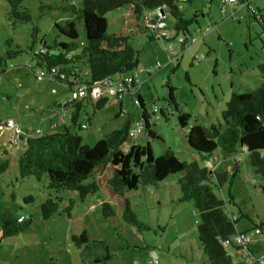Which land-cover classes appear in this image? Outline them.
Listing matches in <instances>:
<instances>
[{"label": "rangeland", "instance_id": "obj_1", "mask_svg": "<svg viewBox=\"0 0 264 264\" xmlns=\"http://www.w3.org/2000/svg\"><path fill=\"white\" fill-rule=\"evenodd\" d=\"M224 1L178 0L185 19L195 15L197 18L188 28L195 42L189 37L183 47L172 29L174 20L170 15L167 17L171 43L178 53L176 62L168 61L167 41H149L147 34L137 31L132 5L109 11L105 18L110 33L133 35L132 45L139 51L140 66L135 75L145 80L140 94L155 137L145 130L136 143L140 146L150 144L155 157L171 149L179 161L197 162L201 167L211 163L217 173L225 174L226 181L221 182L222 186L213 178L211 187L220 199L228 200V193L232 194L234 203L229 202L225 207L238 221L237 234L247 238L251 252L264 256V232L260 227L264 225V193L260 188L264 180L250 166L248 156L245 154L239 159V173L233 179L231 164L236 163L234 160L227 158L225 161L226 156L218 150L212 155L200 154L188 145L193 125L222 127L221 114L232 94L255 90L264 81V75L259 71V66L264 65V28L254 20L247 4L241 6ZM68 2L26 0L24 6L30 10L33 20L20 23L10 19L8 4L0 0V155L5 149L10 154L9 158L5 156L10 161L9 169L0 174V264H146V258L152 253L161 264H209L198 238L200 214L193 201H180L182 193L178 179L182 174L170 175L155 186L126 190L121 199L101 186L97 194L85 200L78 192L49 189L46 179L39 182L34 177L22 179L19 176L17 161L20 153L10 145V133L4 124L11 119L22 131L40 128L42 131L35 137L63 130L59 124L56 126L60 127L50 129V125L41 123V119L45 117L49 121L50 114L58 109L56 103L63 101L69 93L58 83L37 80L36 73L40 68L36 66L33 53L41 49V41L48 44L56 39L65 41L64 37L57 38L60 34L56 24L64 26L69 21L76 22L78 44L86 42L83 22L62 10ZM248 3L259 8L264 16V0H248ZM43 4L57 9L40 12ZM69 4L82 7L83 0H71ZM34 27L39 28V33L38 42L33 45ZM132 30L137 32L132 34ZM179 36L185 37V34L181 32ZM16 46L22 53L8 58L7 53ZM158 63L161 67L156 72ZM169 85L174 88L178 110L168 102ZM104 94L108 99L106 106L96 110L95 101L86 102L73 126V131L89 146L124 127L128 121L131 130L142 121V109L133 105L130 97L124 101L126 114L118 116L116 97L111 93ZM155 106L164 115L158 111L152 117ZM71 113L72 116L78 114L76 109H69L68 126L73 124ZM183 114L191 116L184 128L179 122V116ZM100 176L104 182L109 178L108 172ZM49 198H61L62 201L58 212L45 220L41 205ZM126 199L146 229L131 225L123 218V201ZM104 202L112 204L113 216H103ZM6 210L16 217H31V227L16 236L3 238L1 216ZM84 231L88 243L77 247L72 236ZM232 241L233 246L227 248V253L233 263L247 264L243 250L236 245L235 238ZM107 254L110 259L103 260Z\"/></svg>", "mask_w": 264, "mask_h": 264}, {"label": "trees", "instance_id": "obj_2", "mask_svg": "<svg viewBox=\"0 0 264 264\" xmlns=\"http://www.w3.org/2000/svg\"><path fill=\"white\" fill-rule=\"evenodd\" d=\"M5 1L9 6L10 19L20 23L32 22L33 16L24 6L26 0ZM69 2L62 7V10L83 22L86 42L82 45L78 44L79 31L76 22L69 21L64 26L56 24L60 34L57 38L64 37L65 41L56 39L51 44L41 41V49L33 53L36 66L40 70L48 72L52 69L58 70L57 81L65 87V92L69 93V88L66 86H69L74 78L79 82L88 83L87 96L77 104H72L73 106L67 109V115L69 109L74 108L78 112L82 104L93 100L92 88L100 87L107 81H122L127 76H134L139 69V51L131 42L133 35L110 33L105 18L107 12L128 4L132 5L135 23H138L137 31L147 34L149 41H153L164 38L152 33L145 25L144 19L148 13L160 9L174 20L172 29L176 31L177 36L183 32L185 42L189 37L193 39L188 28L196 22L197 15L185 19L179 10L178 0H83L82 7ZM39 9L40 12H44L57 8L43 4ZM254 9L255 12H252L254 20L264 28L263 13L259 9ZM169 28L171 29L170 25ZM137 31L132 30L131 33ZM38 33L39 28L34 27L33 45L38 42L36 41ZM183 44L181 45L185 47ZM21 53L20 48L16 46L15 50L7 53V57L11 59ZM259 71L264 75V65L259 66ZM142 81L137 97L129 93H125L123 98L115 96L118 106L120 105L118 116L126 114L121 106L129 96L132 104L142 109L140 122L143 124V132L146 130L151 137H155V133L151 130V118L140 95V89L145 84V80ZM167 89L168 102L178 110L174 88L169 85ZM63 101L56 103L57 110L62 107ZM95 102V109L101 110L108 103V99L104 94ZM154 108L152 117H155L154 114L158 111L164 115L161 109L156 106ZM221 115L223 129L215 125L211 127L193 125L189 131L188 145L200 154L212 155L216 150L221 151L226 156L225 159L245 153L249 158L250 166L264 180V81L255 90L232 94ZM190 117L185 114L179 116L181 127L187 126ZM51 122L54 125L59 124L55 119H51ZM65 122L60 124L62 131L32 137L28 140L26 148L19 151L18 172L22 179L34 177L39 182L46 179L49 189L56 192H78L82 200L97 194L102 186L111 195L121 199L126 190L137 191L140 186H155L170 175L182 174L178 179L182 193L180 201H193L200 214L198 238L208 263L234 264L221 242L239 235L236 231L238 221H235L232 212L225 208L227 203H234V197L228 193L230 201L220 199L211 187L213 178L218 180L219 186H222L221 182L226 181L225 174L201 167L197 162L179 161L171 149L155 157L150 144L140 146L136 141H130V121L124 127L112 131L105 138L97 141L94 146L85 144L83 138L73 131L75 119L72 126L66 125ZM128 142L130 146L126 148ZM9 155L7 151L0 155V174L9 169ZM234 161L238 163L237 160ZM106 172L109 178L104 182L100 174ZM238 173L236 167L233 179ZM260 188L264 193V184ZM61 201V198L57 200L49 198L41 205V213L45 220L58 212ZM102 207L105 218L114 215L112 204L104 202ZM123 218L131 225L146 229V226L137 219L128 199L123 201ZM18 219L22 220L18 221ZM30 227L31 217L28 219L16 217L10 210H6L1 216L3 238L16 236ZM260 227L264 232V225ZM72 239L77 247L88 243L85 231L80 235L73 234ZM109 259L108 254L103 258V260Z\"/></svg>", "mask_w": 264, "mask_h": 264}, {"label": "built area", "instance_id": "obj_3", "mask_svg": "<svg viewBox=\"0 0 264 264\" xmlns=\"http://www.w3.org/2000/svg\"><path fill=\"white\" fill-rule=\"evenodd\" d=\"M224 3H230V4H236V5H244L243 0H225ZM250 12H255L254 7L248 6ZM167 15L162 10H157L155 12H150L145 16L144 22L145 25L149 28V30L154 33L159 38H164V41H167L169 43L168 47L166 48V53L168 56L169 62H174L177 60V49L175 48L174 44L171 43V30H169V24L167 23ZM207 29H210L209 27ZM179 43L186 46V42L184 41L185 38L182 36H177ZM192 42H195V39H191ZM159 63L156 65V70L160 69ZM57 69H52L50 72L46 70H40L36 73V78L38 81L48 80L51 82L58 83L57 81V75H58ZM59 84V83H58ZM143 84L142 79L137 76H127L122 81H107L104 83V85L100 87L92 88V95L91 97L95 100L99 98L101 95H104V93H111L114 96H118L119 98H123L124 94H131L133 96L138 95V89ZM69 88V95L67 98L62 102V107L50 114V119H55L58 121L59 125L64 123L67 118V109L72 107V104H77L79 101H81L85 96H87V90H88V83L87 82H79L75 78L73 82L69 83V86H66ZM56 92V91H54ZM106 95V94H105ZM135 104L137 101L135 100ZM125 114V113H124ZM44 122V118L41 119V123ZM5 128L9 130L10 133V145L14 147L17 151H21V148L24 150L26 148L27 142L30 138L35 137L36 134H40L42 131L40 128L37 130H34L32 132L30 131H22L18 126H16L15 122L11 119H9L5 124ZM56 127V125H54ZM143 132V124L141 122H138L136 124V128L133 130H130L129 132V138L130 141L135 142ZM244 151V150H243ZM244 154L233 156V160L239 161V159L244 156ZM219 161V160H216ZM209 170H214L215 166L209 165L206 167ZM228 205V203H227ZM225 205V206H227ZM227 210L229 208L225 207ZM230 211V210H229ZM22 220V219H19ZM235 238L236 245L239 246L241 250H243V259L247 262V264H264L263 259H257L248 247L246 243V238L244 235H238ZM222 245L227 249L229 246H233L232 238L230 240L221 241ZM133 264H139V263H133ZM146 264H161L160 260L156 257V255H151L148 260H146Z\"/></svg>", "mask_w": 264, "mask_h": 264}, {"label": "crops", "instance_id": "obj_4", "mask_svg": "<svg viewBox=\"0 0 264 264\" xmlns=\"http://www.w3.org/2000/svg\"><path fill=\"white\" fill-rule=\"evenodd\" d=\"M243 3H245V4H247L248 6H251L249 3H248V0H243ZM243 6V5H242ZM257 9V8H256ZM259 9V8H258ZM159 71V69L158 70H156V72H158ZM140 78H142L141 76H139ZM143 79V78H142ZM141 95V94H140ZM129 97V96H128ZM93 100H91L90 102H93V101H96L94 98H92ZM126 99H127V97H126ZM84 104H82L81 106H80V109L78 110V114L75 116V115H73L72 116V113H71V116L73 117V119H75L76 120V123H77V120H78V118H79V115H80V111H81V108H82V106H83ZM122 108L124 107V102L122 103V106H121ZM118 108H119V110H120V105L118 106ZM72 109H74V108H71V110ZM122 114H120L119 116H121ZM68 117V116H67ZM44 118V122H43V124H45V123H47V124H49L50 125V129H55V128H58L57 126L56 127H54V124H52V122H51V119H49V121H47V119L45 118V117H43ZM66 123V122H65ZM66 125H68V124H66ZM83 126H85V125H83ZM48 128H49V126H47V130H48ZM3 146V145H2ZM4 147V146H3ZM21 150H23L22 148H21ZM5 151H6V149H5ZM8 152V151H7ZM9 153V152H8ZM219 158H217L216 160H218ZM230 160L232 161L233 159L232 158H230ZM229 160V161H230ZM220 161V160H219ZM219 161H217L218 162V165L220 164L219 163ZM225 161H228L227 159H225ZM231 163V162H230ZM232 166H233V170H235V168L237 167L238 168V170H239V165H238V163L236 164H231ZM214 170L217 172V169L216 168H214ZM234 214V213H233ZM246 243H247V238H246ZM248 245V244H247ZM202 247V246H201ZM248 247L250 248V246L248 245ZM250 250H251V248H250ZM253 253V252H252ZM152 254H154V253H152ZM254 254V253H253ZM255 255V254H254ZM255 256H257L256 258L257 259H263L264 260V256H262V255H260V256H258V255H255ZM145 259V258H144ZM146 260H148V258H146ZM161 263V262H160Z\"/></svg>", "mask_w": 264, "mask_h": 264}, {"label": "bare ground", "instance_id": "obj_5", "mask_svg": "<svg viewBox=\"0 0 264 264\" xmlns=\"http://www.w3.org/2000/svg\"><path fill=\"white\" fill-rule=\"evenodd\" d=\"M18 221H21V220L18 219Z\"/></svg>", "mask_w": 264, "mask_h": 264}]
</instances>
